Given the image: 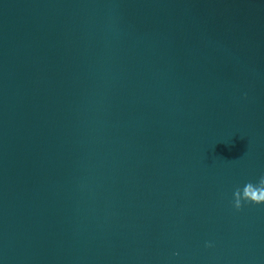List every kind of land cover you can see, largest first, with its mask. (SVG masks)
I'll return each mask as SVG.
<instances>
[{
  "label": "water",
  "instance_id": "obj_1",
  "mask_svg": "<svg viewBox=\"0 0 264 264\" xmlns=\"http://www.w3.org/2000/svg\"><path fill=\"white\" fill-rule=\"evenodd\" d=\"M261 176L264 0H0V264H264Z\"/></svg>",
  "mask_w": 264,
  "mask_h": 264
},
{
  "label": "clouds",
  "instance_id": "obj_2",
  "mask_svg": "<svg viewBox=\"0 0 264 264\" xmlns=\"http://www.w3.org/2000/svg\"><path fill=\"white\" fill-rule=\"evenodd\" d=\"M235 197V207L239 209L241 207V201H251L254 203L264 202V176H261L258 184L254 185L253 183H247L243 190L239 188L234 192ZM208 246H211L210 244Z\"/></svg>",
  "mask_w": 264,
  "mask_h": 264
}]
</instances>
